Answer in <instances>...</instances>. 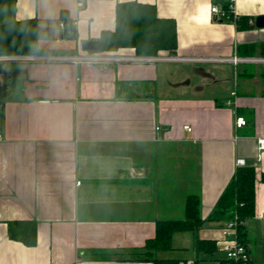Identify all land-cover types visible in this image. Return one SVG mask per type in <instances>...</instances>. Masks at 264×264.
I'll return each instance as SVG.
<instances>
[{
	"label": "crops",
	"instance_id": "0c3cea01",
	"mask_svg": "<svg viewBox=\"0 0 264 264\" xmlns=\"http://www.w3.org/2000/svg\"><path fill=\"white\" fill-rule=\"evenodd\" d=\"M127 1L153 4L175 22L173 53L65 59L91 54L81 43L113 30L115 7ZM9 3L5 22L35 18L37 42L26 55L33 58L0 62V264H153L128 252L154 237L157 222L183 220L189 195L199 198L202 226L173 234L155 258L218 264L225 223L206 218L237 160L254 169L247 250L252 264H264V151L256 145L264 137V27L254 24L264 0H233V20L210 11L224 10L225 0H13L1 11ZM62 11L72 38L63 37ZM201 57L217 61L183 60ZM235 116L246 124L236 129ZM15 220L35 221V245L8 238ZM197 240L215 243L213 257L197 251Z\"/></svg>",
	"mask_w": 264,
	"mask_h": 264
},
{
	"label": "trees",
	"instance_id": "16d2710c",
	"mask_svg": "<svg viewBox=\"0 0 264 264\" xmlns=\"http://www.w3.org/2000/svg\"><path fill=\"white\" fill-rule=\"evenodd\" d=\"M13 0H0V11ZM227 4H224V10ZM63 37L75 36L74 26L66 14L61 12ZM100 53L114 52L118 49H132L137 56L157 57L162 52L173 53L176 49L175 22L169 18L157 16L153 4L127 1L115 7V27L100 34ZM37 42V20L27 18L0 23V55H27L34 53ZM2 91V89H1ZM255 173L252 166H237L214 208L206 221L234 222L235 237L247 248V222L254 215ZM184 219L180 221H159L155 225V234L145 244L128 252V260L149 262L153 264H178L175 260L156 259L155 253L168 251L172 235L177 232L196 233L202 226L199 198L189 195L185 199ZM7 236L10 240L25 246L36 243V223L32 220H15L7 222ZM196 249L210 257L216 252L213 241L197 240ZM218 264H233L219 259ZM252 264L250 258L246 262Z\"/></svg>",
	"mask_w": 264,
	"mask_h": 264
},
{
	"label": "built area",
	"instance_id": "2783aa9c",
	"mask_svg": "<svg viewBox=\"0 0 264 264\" xmlns=\"http://www.w3.org/2000/svg\"><path fill=\"white\" fill-rule=\"evenodd\" d=\"M225 3L227 4V9L225 10H219L218 7L214 6L211 7L210 11L211 13L219 16L223 19H232L235 16L233 15L232 11V5L233 0H225ZM80 5V4H79ZM233 20V19H232ZM60 27L63 28V24L60 23ZM33 57L26 56V55H0V62L3 61H20V60H26L31 59ZM65 59H68L70 61H73L74 63L78 62H88V63H108V62H115V61H129V60H147V61H156L165 59L162 57H126V56H117L112 55L108 53H91V54H83V55H76L72 57H67ZM183 60L188 61H201V62H214L217 61V59H210V58H183ZM233 64H236L241 61V59L237 57H232L228 59ZM249 60V59H248ZM255 60V59H254ZM257 61L264 62V59H257ZM246 124L245 119L241 116H235L234 118V127L236 129L243 127ZM183 129L185 131H190L191 128L188 125H184ZM160 128L158 126L155 127V131H159ZM256 145L258 151H264V137H258L256 139ZM243 164L242 160H237L236 165L241 166ZM222 237L224 239V245L222 246V251L225 256V260L229 262H233V264H236L237 262H246L249 260V253L246 247H244L241 243L238 242V240L235 237V229H234V222H227L225 223L223 229H222Z\"/></svg>",
	"mask_w": 264,
	"mask_h": 264
},
{
	"label": "water",
	"instance_id": "95a60500",
	"mask_svg": "<svg viewBox=\"0 0 264 264\" xmlns=\"http://www.w3.org/2000/svg\"><path fill=\"white\" fill-rule=\"evenodd\" d=\"M256 27H264V15L257 16L254 22ZM81 50L89 53H99L100 43L97 40H86L81 43Z\"/></svg>",
	"mask_w": 264,
	"mask_h": 264
},
{
	"label": "rangeland",
	"instance_id": "374dc122",
	"mask_svg": "<svg viewBox=\"0 0 264 264\" xmlns=\"http://www.w3.org/2000/svg\"><path fill=\"white\" fill-rule=\"evenodd\" d=\"M11 6V4L9 3L7 6H6V9L4 8L2 11H1V13H0V22H5L7 19H5L6 17V11H8L7 10V8H9Z\"/></svg>",
	"mask_w": 264,
	"mask_h": 264
}]
</instances>
